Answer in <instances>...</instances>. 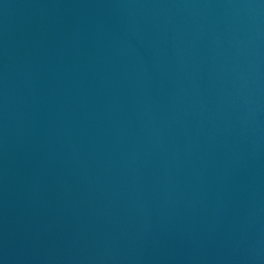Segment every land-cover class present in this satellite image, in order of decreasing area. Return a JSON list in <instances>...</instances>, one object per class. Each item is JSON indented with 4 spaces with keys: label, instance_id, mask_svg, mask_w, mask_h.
<instances>
[{
    "label": "water",
    "instance_id": "1",
    "mask_svg": "<svg viewBox=\"0 0 264 264\" xmlns=\"http://www.w3.org/2000/svg\"><path fill=\"white\" fill-rule=\"evenodd\" d=\"M0 264H264V0H0Z\"/></svg>",
    "mask_w": 264,
    "mask_h": 264
}]
</instances>
